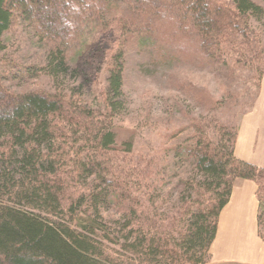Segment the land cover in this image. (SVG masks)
<instances>
[{
	"label": "trees",
	"instance_id": "obj_1",
	"mask_svg": "<svg viewBox=\"0 0 264 264\" xmlns=\"http://www.w3.org/2000/svg\"><path fill=\"white\" fill-rule=\"evenodd\" d=\"M227 1L229 5L220 0H0V52L3 37L20 19L48 54L44 67L27 72L45 71L55 78L67 71L73 42L113 40L122 27L142 42L157 38L158 26L169 21L193 33L204 58L220 57L217 53L234 43L250 46L248 56L238 53L247 60L256 55V43L246 24L262 18L264 10L252 0ZM122 56L119 51L109 73L104 121L65 97L14 94L0 79V264H207L220 214L237 180L257 186L259 236L264 241V168L235 158L238 133L226 141V135L198 131L194 146L180 152L195 169L193 183L207 196L195 204L196 212L156 220L143 213L148 195L142 191L158 192L163 186L157 153L148 167L142 163L122 180L116 175L113 184L108 154L114 152L116 135L106 120L113 119L115 100L122 95ZM132 151L127 145L124 153ZM144 181L150 186L145 188ZM74 183L87 189L76 202L69 193ZM110 199L120 213L118 245L132 256L129 262H114L98 247L97 220ZM85 204L90 213L81 212L86 218L81 225L72 214Z\"/></svg>",
	"mask_w": 264,
	"mask_h": 264
},
{
	"label": "rangeland",
	"instance_id": "obj_2",
	"mask_svg": "<svg viewBox=\"0 0 264 264\" xmlns=\"http://www.w3.org/2000/svg\"><path fill=\"white\" fill-rule=\"evenodd\" d=\"M252 1L264 10V0ZM220 2L229 5L227 0ZM120 13L116 9L118 16ZM158 27L157 38L142 42L123 27L113 40H77L71 43L67 71L55 78L45 71L27 72V68L44 67L48 54L46 46L20 19L3 37L4 50L0 52V79L10 92L65 97L73 106L84 108L104 121L101 116H106L109 110V73L114 57L122 51V95L115 100L113 119L106 120L111 122L116 135L114 152L108 154L109 169L114 172L116 185V175L121 180L132 176L140 164L148 167L152 155L157 153L156 171H160L163 186L158 192L149 191L146 186L150 183L144 181L146 189L142 191L149 199L143 201L142 211L151 220L198 210L195 204L206 201L207 196L193 183L195 169L179 156L180 152L191 149L202 130L210 137L217 136L216 132L226 135L227 141L239 132L242 119L253 111L259 98L264 99V15L246 24L256 43V48L251 47L256 55H249L247 60L240 59L238 53L248 56L250 46L227 43L225 52L217 53L220 57L207 59L200 54L193 33L179 30L169 21ZM127 145L132 147V155L124 153ZM225 145L229 147L230 142ZM86 190L80 183H74L69 189L73 202ZM73 202L70 198L67 204ZM116 206V200L110 199L101 209L103 221L97 220L96 229L98 247L114 262H129L132 256L122 252L118 245L116 223L120 213ZM81 212L89 214L90 209L85 204L76 207L72 214L82 225L81 219L86 218ZM260 233L264 238L263 225Z\"/></svg>",
	"mask_w": 264,
	"mask_h": 264
},
{
	"label": "crops",
	"instance_id": "obj_3",
	"mask_svg": "<svg viewBox=\"0 0 264 264\" xmlns=\"http://www.w3.org/2000/svg\"><path fill=\"white\" fill-rule=\"evenodd\" d=\"M235 158L264 168V99L241 121ZM254 182L237 180L222 210L207 264H264V241L259 236L260 204Z\"/></svg>",
	"mask_w": 264,
	"mask_h": 264
}]
</instances>
